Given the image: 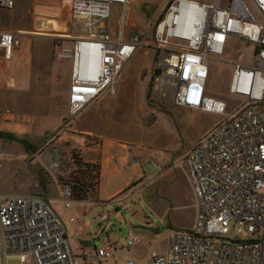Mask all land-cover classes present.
Returning <instances> with one entry per match:
<instances>
[{
	"label": "built area",
	"instance_id": "obj_1",
	"mask_svg": "<svg viewBox=\"0 0 264 264\" xmlns=\"http://www.w3.org/2000/svg\"><path fill=\"white\" fill-rule=\"evenodd\" d=\"M131 1L69 0L70 16L82 33L54 36L55 57L68 56L72 64L68 111L53 138L72 131L87 106L114 90L141 44L138 37L122 35L124 13L119 34L112 35L107 24L112 8L125 11ZM13 5L0 0L2 10ZM229 38L243 45L230 62L228 91L238 101L231 112L205 91L209 63L224 60ZM64 40L72 43L66 52ZM19 43L15 34L0 30L3 59L9 60ZM152 45L160 56L149 99L221 119L183 157L196 208L191 228L170 234L165 252H150L147 264H264V0H172L156 22ZM12 116L0 111V124ZM73 187L72 179L63 183L65 209L74 199ZM137 243L132 238L126 246ZM115 250L114 244L91 243L75 253L63 221L44 198L0 195V264L10 256L22 263L103 264Z\"/></svg>",
	"mask_w": 264,
	"mask_h": 264
},
{
	"label": "rangeland",
	"instance_id": "obj_2",
	"mask_svg": "<svg viewBox=\"0 0 264 264\" xmlns=\"http://www.w3.org/2000/svg\"><path fill=\"white\" fill-rule=\"evenodd\" d=\"M171 1L132 0L126 7L127 11H124L122 7L112 8L107 22L113 33H119L120 29L117 28V23L124 13V37H138L141 44L124 65L123 82H120L122 88L117 97L110 100L112 107L109 105L100 107L97 105L99 102L87 107L89 111L96 109L98 114L96 124L93 123L92 128L98 132H108V129L102 130L103 127L122 125L125 129L123 135L130 142L160 149L170 156L173 161L169 169L163 172H159L151 164L146 165V176L150 180L145 184L143 191L135 198L128 200L125 206L118 210V217L115 220L109 221L105 218L103 221L109 227L114 226L115 231H97L96 225L91 226L92 215L86 220V227H92L90 231H74L79 224L78 217L75 223L66 227L67 238L75 253L78 252L80 247L79 233L82 237L90 240L95 239L92 244L96 247L102 246L104 242L107 243V240L109 244H115L116 250L112 257L103 264H120L122 261L132 260L133 258L137 260L135 264H147L150 252H165L170 234L182 233L191 228L196 208L182 159L186 150L205 136L214 124L221 119V116L211 112L187 110L171 105H166L160 111L151 109L150 89L160 56V52L152 45L153 36L156 22L163 8ZM24 9L23 2H20L9 11L1 9L0 30H9L15 27ZM57 31V28L46 27L39 32L67 35V33H57ZM76 32L82 33L79 29ZM68 34H73V31ZM34 45L36 47L42 45L44 53L50 58L49 40L37 38L34 39ZM242 51V43L238 42L236 38H229L224 60H215L209 63V75L205 86L206 96L223 102L227 112H231L238 104V101L232 98L228 91L233 70L230 62L236 59ZM50 61L56 67L65 65L66 73L69 74L70 68L66 62L67 60L56 63ZM56 86L59 93L56 101L60 103L61 94L67 84L61 80L56 83ZM132 94H135V97ZM103 101L101 100L100 103ZM30 108L32 107L27 109ZM16 137L25 139L22 136ZM58 137L53 138L51 136L52 142L50 145L38 146V154L39 152L41 154L44 148L54 147L52 146V143H54V148L59 149L60 155L58 159L51 157L50 160L52 163L57 160L60 161L54 169L60 168L64 173L63 180L68 181L75 175V170L70 164L74 163L75 158L72 156L73 153L66 152L69 145L62 140L58 141ZM5 146L3 141L0 140V195H14L21 189L18 181L26 171L27 165L24 166L16 159L10 158L9 156H12V154L9 153V148H5ZM21 152L26 158L25 164L30 162L31 155L26 153V149ZM46 168L53 169L47 166ZM56 207L62 210L64 202H57ZM72 208L73 205L70 209L64 211L68 212L67 216L73 213ZM137 222H146L150 226L142 231V226ZM154 226L157 230L152 228ZM132 238H136L138 243L131 248H127L126 243ZM6 264L34 263L30 261L22 263L19 257L10 256L6 259Z\"/></svg>",
	"mask_w": 264,
	"mask_h": 264
},
{
	"label": "crops",
	"instance_id": "obj_3",
	"mask_svg": "<svg viewBox=\"0 0 264 264\" xmlns=\"http://www.w3.org/2000/svg\"><path fill=\"white\" fill-rule=\"evenodd\" d=\"M20 2H23L25 9L17 20V24L12 29L3 30L15 34L19 38V46L14 49L9 60L3 59L0 51V111L10 110L13 115L7 123L0 124V140L6 145L5 148H9V153L12 154L10 158L16 159L24 166L27 165L26 171L18 181L21 189L14 195L30 194L44 198L63 221L65 227L75 223L79 218V224L74 231H90L92 227H86V220L90 215L93 216L91 226L96 225L97 231H115L114 226L109 227L103 221L105 218L109 221L115 220L118 217V210L125 206L128 200L135 198L143 191L145 184L150 180L146 176V165L151 164L156 170L163 172L169 169L173 160L160 149L130 142L123 135L125 129L122 125L103 127L102 130L108 129V132L94 130L92 127L98 119L97 110L89 111L87 106L77 118L74 129L60 135L57 140L68 144L69 148L66 152L78 156L81 163L97 168L96 183L87 192H77L79 197L74 198L68 208L70 209L73 205L72 214L67 216L68 212L64 211L68 209L61 210L56 207L57 202L63 201L62 189L63 183L66 182L65 179L63 180L64 173L60 168L48 169L44 163L45 156L55 147V144L52 143L54 147L44 148L41 154L40 152L38 154V146L50 145L51 136L58 130L67 114V92L72 63L68 56L55 57L54 36H62L61 34L52 35L39 31L46 27H54L57 28V33L64 32L69 35L71 31L75 33L78 27L70 16L69 0H13V8ZM124 27L123 36H125ZM111 34L119 33L111 32ZM37 38L50 41V58L44 53L42 45L38 47L34 45V39ZM61 48L64 52L69 51L72 48L71 41L64 40ZM50 60L55 63L67 60L69 74L66 73L65 65L56 67ZM124 65L114 90L106 92L95 101L99 102L98 106L112 107L110 100L117 97L122 88L120 82H123ZM61 80L65 81L67 87L64 88L59 103L56 101L59 97L56 83ZM132 96L135 97V94ZM100 99L104 101L100 103ZM149 101L154 111H160L166 105L175 106L170 101H160L158 98L149 99ZM28 107L32 108L27 109ZM16 136H22L25 139H18ZM25 149L26 153L31 155L30 162L26 164V158L21 152ZM70 164L76 175L77 165ZM70 219L73 221L69 222ZM137 223L142 226V231L150 226L146 222ZM152 228L157 230L155 226ZM79 239L78 251L94 243L95 240L82 237L80 233ZM132 260L134 264L137 262L134 258Z\"/></svg>",
	"mask_w": 264,
	"mask_h": 264
},
{
	"label": "trees",
	"instance_id": "obj_4",
	"mask_svg": "<svg viewBox=\"0 0 264 264\" xmlns=\"http://www.w3.org/2000/svg\"><path fill=\"white\" fill-rule=\"evenodd\" d=\"M74 156V164L77 165L78 170L75 177L72 178L74 187V198L79 197L77 192H87L88 189L95 185L97 179V168L93 165L83 164L79 161L78 156Z\"/></svg>",
	"mask_w": 264,
	"mask_h": 264
},
{
	"label": "water",
	"instance_id": "obj_5",
	"mask_svg": "<svg viewBox=\"0 0 264 264\" xmlns=\"http://www.w3.org/2000/svg\"><path fill=\"white\" fill-rule=\"evenodd\" d=\"M59 155H60V151H59V149L58 148H53L46 156H45V158H44V163H45V165L47 166V167H49V168H55V167H57L58 165H59V163H60V161L59 160H57L56 162H54V163H52L51 162V160H50V158L51 157H54V158H56V159H58L59 158Z\"/></svg>",
	"mask_w": 264,
	"mask_h": 264
}]
</instances>
